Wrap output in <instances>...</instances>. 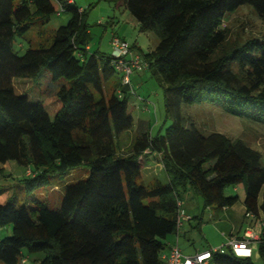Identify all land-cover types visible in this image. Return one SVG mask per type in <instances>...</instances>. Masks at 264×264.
Listing matches in <instances>:
<instances>
[{
	"label": "trees",
	"instance_id": "16d2710c",
	"mask_svg": "<svg viewBox=\"0 0 264 264\" xmlns=\"http://www.w3.org/2000/svg\"><path fill=\"white\" fill-rule=\"evenodd\" d=\"M113 1L131 12L141 32L159 36L157 48L143 57L165 89L173 119L164 135L144 132L124 155L117 138L134 125L130 89L121 84L105 98L104 83L118 71L112 55L90 52L87 10L58 0L69 23L21 56L15 39L48 23L58 12L55 0H0V163L30 169L23 182L27 193L79 167L90 171L65 186L59 209L39 197L31 208L0 203V228H12L0 239V263L19 264L27 251L45 254L39 264H166L168 238L179 234L181 193L188 191L200 195L206 208L227 209L240 197L226 190L244 185L247 214L264 215L261 152L241 139L187 128L182 113L184 105L210 101L232 115L264 121V37L241 41L223 28L227 15L246 5L264 20V0ZM44 72L54 82L67 81L55 118L14 86L15 78L37 79ZM150 154L164 167L167 183L143 181ZM261 226V263L228 249L215 253L212 264H264V219Z\"/></svg>",
	"mask_w": 264,
	"mask_h": 264
},
{
	"label": "rangeland",
	"instance_id": "374dc122",
	"mask_svg": "<svg viewBox=\"0 0 264 264\" xmlns=\"http://www.w3.org/2000/svg\"><path fill=\"white\" fill-rule=\"evenodd\" d=\"M73 2L78 8L87 10L86 21L91 33V53L97 52L101 57L111 55L113 53L111 41L115 36L127 41L132 47L140 46L142 51L138 50V52L141 55L152 52L160 43V38L155 32H141L140 24L131 12L124 7H117L113 0H73ZM55 3L58 12L51 17L48 23L38 24L23 37L15 39L13 45L15 53L22 56L30 47L39 48L43 42L47 43L52 39L56 30L69 23L70 14L61 12L58 0H55ZM223 28L228 30L232 39L238 38L241 41L264 37V20L249 5L242 6L236 12L228 14ZM105 62L106 58H103L100 63L101 67ZM144 75L143 80L132 77L133 93L129 92L128 95V113L133 117L134 125L131 130L117 138L121 155L129 151L140 134L148 132L152 137L164 135L173 124L172 117H169L166 111L164 87L150 72ZM66 83L65 79L54 82L49 72H44L37 79H14L16 92L29 97L34 103L45 106L52 118H55L61 108L58 92ZM121 84H124L123 76L116 72L109 81L104 83L105 98L109 99ZM182 113L185 127L195 126L205 135L221 133L231 139H241L261 152L264 158V121L259 123L248 117L232 115L220 104L210 101L184 105ZM146 164L148 169L145 173L151 168L150 176L147 177V173L146 178H143L146 184L154 179H159L163 183L169 181L156 155L150 154ZM29 170L15 161L0 163L1 204L12 203L17 207L31 208L32 200L39 197L45 200L51 208L59 209L64 199L65 186L86 179L90 173L88 167L82 166L67 175L54 177L50 186L27 193L23 182L30 176ZM226 195L239 196V203L227 209L206 208L200 195L193 191L181 193L183 208L192 218L197 219L192 220L191 224L187 223L180 230V235L169 236L167 242L175 241L185 254L194 256L201 251L226 246L231 239L238 238L240 233L248 229L261 234L264 215L260 219L247 217V212L243 207L246 197L245 186L230 187L226 190ZM200 218L203 219L201 227L199 226ZM11 235L12 228H0V239ZM167 252L168 250L165 254ZM223 252L228 253V249H224ZM44 257V253L30 254L24 251V257L21 258L19 264H23L24 259H27L25 264H38L39 260ZM253 259L261 263L258 248L255 249Z\"/></svg>",
	"mask_w": 264,
	"mask_h": 264
},
{
	"label": "built area",
	"instance_id": "2783aa9c",
	"mask_svg": "<svg viewBox=\"0 0 264 264\" xmlns=\"http://www.w3.org/2000/svg\"><path fill=\"white\" fill-rule=\"evenodd\" d=\"M113 48L112 60L116 70L122 74L125 86H128L130 92L132 90V77L136 73L146 72L149 70V62L145 60L143 55L135 51L127 41L120 37H113L111 41ZM119 97L122 93L118 92ZM247 217L253 218L252 213H248ZM193 218L183 208V203L179 202L177 212V228L180 231L186 223H190ZM261 234L252 230L246 231L242 239H231L229 244L217 249L206 250L195 256H188L183 253L178 243L169 248V252L164 254L163 259L166 264H212L215 253H221L224 249H230L239 258H251L254 256L255 245L259 242ZM23 264L27 262L24 259Z\"/></svg>",
	"mask_w": 264,
	"mask_h": 264
},
{
	"label": "crops",
	"instance_id": "0c3cea01",
	"mask_svg": "<svg viewBox=\"0 0 264 264\" xmlns=\"http://www.w3.org/2000/svg\"><path fill=\"white\" fill-rule=\"evenodd\" d=\"M71 2H73V0H70ZM92 50V48L90 47V51ZM138 50H140V51H142V49H141V47L140 46H137V48L135 49V51H137L138 52ZM146 72H148V71H146ZM146 72H140V73H136V74H134V76H135V78L136 79H141V80H143L144 79V74L146 73ZM149 160V159H148ZM148 169V166L146 165V168L144 169V171H143V176L146 178V174L148 175L147 177H149L150 176V171H151V168H150V171L149 172H147V173H145L146 172V170ZM155 180V179H154ZM235 207V206H234ZM243 207L245 208V210H246V207H245V205H243ZM187 224V223H186ZM186 224L183 226V228L186 226ZM189 224H191V222L189 223ZM257 226H258V224H257ZM248 230H250V229H248ZM248 230H246V231H248ZM246 231L245 232H243V233H240L237 237L238 238H233V239H242L243 238V236H244V234L246 233ZM176 235H180V231H179V234H176ZM169 243V246L171 247L172 245H174V244H176V242L175 241H173V242H171V241H169L168 242ZM258 248V243L255 245V249H257ZM168 252H169V247H168ZM206 251V250H205ZM167 252V253H168ZM201 252H204V251H201ZM201 252H198V253H201ZM184 253V252H183ZM197 253V254H198ZM254 253H255V250H254ZM185 254V253H184ZM186 255H188V254H186ZM188 256H191V255H188ZM195 256V255H194ZM38 264H39V262H38Z\"/></svg>",
	"mask_w": 264,
	"mask_h": 264
}]
</instances>
